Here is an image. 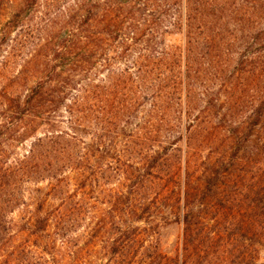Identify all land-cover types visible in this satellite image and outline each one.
<instances>
[{"label": "trees", "instance_id": "obj_1", "mask_svg": "<svg viewBox=\"0 0 264 264\" xmlns=\"http://www.w3.org/2000/svg\"><path fill=\"white\" fill-rule=\"evenodd\" d=\"M0 264H264V0H0Z\"/></svg>", "mask_w": 264, "mask_h": 264}, {"label": "rangeland", "instance_id": "obj_2", "mask_svg": "<svg viewBox=\"0 0 264 264\" xmlns=\"http://www.w3.org/2000/svg\"><path fill=\"white\" fill-rule=\"evenodd\" d=\"M172 41L178 44L179 37L175 36L174 38H172ZM221 124L223 123L221 122ZM208 153L209 152L207 151L205 155H207ZM103 208H105L104 205L103 206L99 205L98 209L100 210ZM86 222L88 223V221ZM84 231L85 229L82 230L81 232H84ZM159 238H160L162 250H164L165 252L174 254L176 250L178 249V246L182 238V229L178 224L167 225L165 228L161 229Z\"/></svg>", "mask_w": 264, "mask_h": 264}]
</instances>
